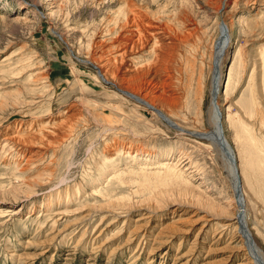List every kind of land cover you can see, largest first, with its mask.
<instances>
[{
	"label": "rangeland",
	"instance_id": "obj_1",
	"mask_svg": "<svg viewBox=\"0 0 264 264\" xmlns=\"http://www.w3.org/2000/svg\"><path fill=\"white\" fill-rule=\"evenodd\" d=\"M131 9L166 32L133 62L149 68L142 80L119 82L124 67L115 81L141 86L183 126H207L219 24L230 31L218 99L264 252V203L251 180L261 160L229 122L252 124L264 0H0V264H253L234 228L218 234L227 218L205 206L223 202L209 152L94 66L123 61L120 46L137 36L124 24Z\"/></svg>",
	"mask_w": 264,
	"mask_h": 264
},
{
	"label": "bare ground",
	"instance_id": "obj_2",
	"mask_svg": "<svg viewBox=\"0 0 264 264\" xmlns=\"http://www.w3.org/2000/svg\"><path fill=\"white\" fill-rule=\"evenodd\" d=\"M224 3L226 4V2ZM124 17H125L124 24L125 25L128 24V26L131 25V27L137 31V36H136L137 39L133 35L131 36L129 35L127 44L124 45L123 47L120 46L119 53L121 55V58L123 57V61L122 62L120 61L119 65L116 62L110 61V59H105L100 64L94 65L98 69L99 76L102 77L107 82H109V84L111 83L112 85L117 87L120 91H122L125 95H127L128 98H131L133 101H136L147 107H151L157 114H159L158 116L162 117V119H164L171 127L174 128L178 127L180 128V130L183 129L182 131L183 133L189 134L190 137L195 138V140L199 143V146H201V149L204 148L209 152V156L212 163L215 165V167L219 168V175L216 174L215 178L212 181L219 198L220 199L222 198L225 204H222L223 202L219 204H212V202L210 201V204L207 203L208 205L205 206L208 207L209 209H210L209 206H211L210 210L217 212V213L213 212L215 215H219L220 217L225 216L227 218L226 221H228L222 223V226H220L217 229L218 234L224 235L226 234L227 231L230 230V227L234 228L233 234L235 235V238L236 239L239 238L243 241L244 246L246 247V252L253 259L252 263L264 264V254H263L264 252H261L262 250L261 251L259 250V246L257 247V244L252 238V232L249 228V224H247L248 209H247V204H246L247 200L243 185L244 180H242V168L238 164L239 159L236 153L237 151L235 150L236 147L229 142L227 137H225L224 127H223L224 125L222 123L223 113L221 110L222 108H220L219 99H218L219 96L218 91L224 80L223 79L224 55L231 41L230 31L228 30V28H226L225 23L221 24V28L219 24V34H218L219 37L218 38L216 37L217 39L214 44V49L217 53L215 52L216 60L213 63L214 68L212 69L213 72V77H212L213 81L211 85L212 99L208 107L209 109L207 110L206 113H204V118L202 119L203 123H207L206 124L207 126L205 125L206 127L203 129L199 126L196 127H193L192 125L183 126L178 122H176L172 115L173 113L170 112L169 114H167L164 108L160 106L157 107L155 101L152 98H150L151 96L150 97L147 96L148 95L147 93L146 94L144 93V89L141 86L140 87L132 86L130 90L124 89L122 87L123 85L120 86L121 83L120 84L118 83V79L119 82L125 81L130 83V82H136L142 80L143 77H145L143 75H146L148 73L149 68L146 69L145 67L144 69L143 65L135 66L133 65V62L140 61L139 59H137L139 56L137 54L143 53V50H145L146 48H150V52H155L158 45L157 41L163 36L162 34L166 32L161 25H158V23L156 24L151 20H148L145 23L142 21V24L145 25L147 28L146 30H144L145 26L142 27L141 26L142 24H140L142 20V13L139 10H135V9L134 10L131 9L130 11L128 10L124 13ZM148 37H151V39L149 40ZM256 54L259 56V59H256L255 57L253 61L254 64L252 65L253 69L251 73V78L253 79V89H252L253 104L255 107V113H253V115L252 114L250 115L251 119L249 120V122H251L252 124L248 126L245 125L243 119H237V120L230 119L229 122L230 125L233 126V128L231 127L230 128L234 130L233 134L236 143L238 145H240L241 143L243 144L246 143L247 144L246 146L248 148L247 151L250 150L251 152L255 153L258 156V158L261 160V162L259 163V168L256 169V172H254V178L251 179L252 187L254 190V194L256 195L257 203L260 204L261 203L260 200L264 203V106H263L264 103L260 98L261 95L259 93V85L256 83L255 76L257 75V72L259 73V69H258L259 66L262 65V69L264 68V48L261 49ZM157 57L158 56H156V58ZM259 61H260V65L258 63ZM126 62L128 64L129 62L131 63L128 66ZM88 63H91V61H88ZM124 67H126V69L124 70V72H122L121 78L120 77L118 78L116 70L118 72L119 71L121 72L122 68ZM150 69L152 68L150 67ZM108 74L111 75L110 78H108L109 77ZM116 78H118L117 82L115 81ZM227 78L230 81V74L228 75ZM167 104L169 110L171 111L179 107L178 102L175 101V99H167ZM256 114H258V116ZM255 118H257V121ZM252 125L254 128L252 127ZM258 131L260 134L263 133L262 137L257 136ZM46 135L47 136L49 135L50 137L52 134L48 133ZM9 140L16 144L22 145V143L21 144L19 143L20 140H17L16 137L15 139L10 138ZM20 147H21L20 151L23 152L24 151L23 145ZM134 157L137 156L135 155ZM173 176L174 175H172V177ZM115 177H118V175H116ZM220 184L221 186L219 187ZM199 196H201L202 198H206V195L202 191H200ZM257 227L260 228L259 232L264 238V229L261 228L259 224H257Z\"/></svg>",
	"mask_w": 264,
	"mask_h": 264
}]
</instances>
